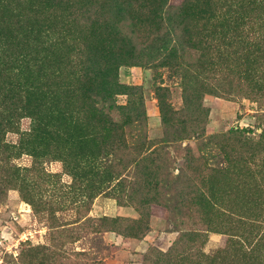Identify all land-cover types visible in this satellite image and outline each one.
I'll return each mask as SVG.
<instances>
[{
	"label": "rangeland",
	"instance_id": "obj_1",
	"mask_svg": "<svg viewBox=\"0 0 264 264\" xmlns=\"http://www.w3.org/2000/svg\"><path fill=\"white\" fill-rule=\"evenodd\" d=\"M0 264H264V0H0Z\"/></svg>",
	"mask_w": 264,
	"mask_h": 264
},
{
	"label": "trees",
	"instance_id": "obj_2",
	"mask_svg": "<svg viewBox=\"0 0 264 264\" xmlns=\"http://www.w3.org/2000/svg\"><path fill=\"white\" fill-rule=\"evenodd\" d=\"M162 49V48H161ZM161 49H159V50H161Z\"/></svg>",
	"mask_w": 264,
	"mask_h": 264
}]
</instances>
